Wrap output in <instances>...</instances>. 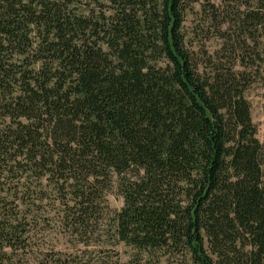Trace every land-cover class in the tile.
<instances>
[{"label":"trees","instance_id":"1","mask_svg":"<svg viewBox=\"0 0 264 264\" xmlns=\"http://www.w3.org/2000/svg\"><path fill=\"white\" fill-rule=\"evenodd\" d=\"M79 1L0 0V264H264L247 98L264 89V0H241L203 60L187 0ZM51 199L80 236L102 228L97 243L39 258L29 218Z\"/></svg>","mask_w":264,"mask_h":264},{"label":"rangeland","instance_id":"2","mask_svg":"<svg viewBox=\"0 0 264 264\" xmlns=\"http://www.w3.org/2000/svg\"><path fill=\"white\" fill-rule=\"evenodd\" d=\"M241 4V0H187L183 31L189 49L198 59L203 60L219 51L224 43V36L235 35L238 29L234 30L231 23ZM106 9L105 5L94 0H80L78 3V11L86 14H97ZM247 98L252 106V119L258 130V138L264 144V89L252 88L248 91ZM107 199L111 210H119L123 206V199L116 188ZM29 220L32 222V245L38 250L39 258H42V253L50 250L61 254L80 253L85 249L86 241L95 245L102 231V228L93 225L86 237L80 236L76 230L65 225L62 208L52 199L44 201L40 207H33ZM118 250L122 258L128 257L130 251L123 245ZM161 264L173 263L163 259Z\"/></svg>","mask_w":264,"mask_h":264}]
</instances>
